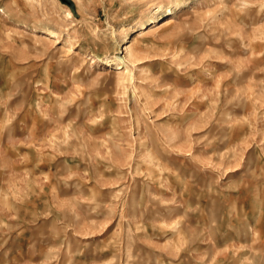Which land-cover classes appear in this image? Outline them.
<instances>
[{
    "label": "rangeland",
    "instance_id": "obj_1",
    "mask_svg": "<svg viewBox=\"0 0 264 264\" xmlns=\"http://www.w3.org/2000/svg\"><path fill=\"white\" fill-rule=\"evenodd\" d=\"M263 192L264 0H0V264H264Z\"/></svg>",
    "mask_w": 264,
    "mask_h": 264
},
{
    "label": "crops",
    "instance_id": "obj_2",
    "mask_svg": "<svg viewBox=\"0 0 264 264\" xmlns=\"http://www.w3.org/2000/svg\"><path fill=\"white\" fill-rule=\"evenodd\" d=\"M260 195V204H250V205H243L242 207V216L243 220L238 223L239 226H242L243 228H251V229H257L258 232L260 229L264 228V192L259 193ZM239 206V205H238ZM239 208V207H238ZM241 208V207H240ZM252 220H251V219ZM47 241V236H37V235H30L28 236H21L20 237V245L24 248V246L29 247V250L32 248L35 251H38V245H44V243ZM46 244V243H45ZM204 251V258H207L208 254L210 253V245L205 247ZM199 257H202L199 255ZM194 259H197L196 256ZM189 263H180V264H205V263H199L196 261H193V259L190 260Z\"/></svg>",
    "mask_w": 264,
    "mask_h": 264
},
{
    "label": "bare ground",
    "instance_id": "obj_3",
    "mask_svg": "<svg viewBox=\"0 0 264 264\" xmlns=\"http://www.w3.org/2000/svg\"><path fill=\"white\" fill-rule=\"evenodd\" d=\"M169 10V9H168ZM195 11V10H194ZM174 22V19H173V17L172 16H168L167 18H164L161 22H159L158 24H156L151 30L153 31V30H157V29H159V28H161V27H163V26H166V25H169V24H171V23H173ZM49 33V32H48ZM51 33V32H50ZM53 34H47V35H43L45 38H48V36H52ZM126 48H127V50H128V56H129V59H131L130 57H133V45L132 44H127V46H126ZM135 52V51H134ZM136 55V54H135ZM115 56V55H114ZM126 57V56H125ZM114 59H119V60H121V63H122V58L121 57H119L118 55H116L115 56V58H113L112 60H107L108 62H107V64L108 65H112L113 63H115L116 61H114ZM128 59V58H127ZM118 68H120L121 70H122V67L121 66H119ZM124 69V68H123ZM125 72H127L128 73V71L126 70Z\"/></svg>",
    "mask_w": 264,
    "mask_h": 264
}]
</instances>
